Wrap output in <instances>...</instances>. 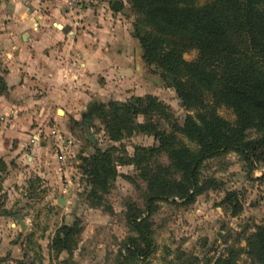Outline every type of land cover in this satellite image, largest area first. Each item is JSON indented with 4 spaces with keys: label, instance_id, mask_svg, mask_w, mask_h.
I'll return each instance as SVG.
<instances>
[{
    "label": "rangeland",
    "instance_id": "obj_1",
    "mask_svg": "<svg viewBox=\"0 0 264 264\" xmlns=\"http://www.w3.org/2000/svg\"><path fill=\"white\" fill-rule=\"evenodd\" d=\"M66 24L73 31L63 36ZM143 26L130 0H0V264H217L228 257L261 264L249 242L264 226V160L246 162L233 151L209 157L193 197L165 194L179 191L186 173L152 128L136 125L153 124L202 151L181 133L196 113L143 58L135 36ZM55 28L57 50L48 43ZM240 37L232 36L247 46L249 38ZM112 43L125 62L106 64ZM83 50L99 53L97 68ZM196 58V51L184 55ZM149 97L161 109L133 116V130L113 141L101 109ZM218 113L235 121L226 107ZM98 150L114 157L106 188L86 168ZM66 226L76 229L71 251L55 245Z\"/></svg>",
    "mask_w": 264,
    "mask_h": 264
},
{
    "label": "trees",
    "instance_id": "obj_2",
    "mask_svg": "<svg viewBox=\"0 0 264 264\" xmlns=\"http://www.w3.org/2000/svg\"><path fill=\"white\" fill-rule=\"evenodd\" d=\"M144 26L136 27L143 58L161 71L162 78L173 88L189 116L181 133L201 147V154L193 153L176 137L159 132L157 127L136 125L156 132L160 149L186 173V182L179 191L165 194L193 197L190 191L199 177L202 162L221 153L233 151L246 162L264 160V0H130ZM241 34L249 43L233 41ZM232 35V36H231ZM242 42V41H241ZM244 44V43H242ZM197 52V58L187 62L184 55ZM210 95L212 102H208ZM111 103L110 111L101 109L102 117L113 141H119L125 130H133V116L152 115L161 109L158 101L149 97L147 104ZM226 107L235 115L229 121L218 113ZM255 131L258 139H249ZM87 172L94 185L105 188L110 177L116 175L112 153L96 151L85 159ZM158 197H160L158 195ZM140 224H136L139 227ZM74 227H63L55 245L71 251ZM151 242V240L149 241ZM250 253L264 264V226L257 228L250 242ZM232 258L219 259L217 264H232Z\"/></svg>",
    "mask_w": 264,
    "mask_h": 264
},
{
    "label": "crops",
    "instance_id": "obj_3",
    "mask_svg": "<svg viewBox=\"0 0 264 264\" xmlns=\"http://www.w3.org/2000/svg\"><path fill=\"white\" fill-rule=\"evenodd\" d=\"M73 31V26L72 25H70V24H66V25H64V28H63V36L64 35H67V34H69V33H71ZM49 33H50V36H48V43L50 44V46H52L53 47V49L54 50H57L58 48H60V46L57 44V42L58 41H56V38L58 39V38H61V35L58 33V31H57V29L55 28V29H50L49 30ZM63 38V37H62ZM61 40V39H60ZM65 40V39H64ZM69 42H71L70 40H69ZM69 42H68V44H69ZM71 43H73V42H71ZM83 44V42L82 41H80V42H74V44H73V46H75L76 48H80V46ZM113 44L114 43H112V45H111V47H109V46H107L108 47V52H106V54H105V60L104 61H106V64L108 63V64H111V63H113V62H115V59H117V61H123L122 60V58H123V56H121V57H118L119 55H122V53H123V51H120V49H119V51L117 52V54H119L118 56L116 55V54H114V53H116L115 51H116V49L114 48V46H113ZM83 56L84 57H86V58H88L89 59V61L90 62H88L87 63V65H90V64H92V66L94 65L95 66V64H96V68H97V64H98V62L97 63H95L94 62V60L95 59H97L100 55H99V53L98 52H93V51H87V53H86V51L85 50H83ZM124 58H126V56L124 57ZM56 59L57 58H50L49 59V61L48 62H51L52 64L51 65H53V63H56ZM62 59V58H61ZM98 60V59H97ZM123 62H125V61H123ZM107 64V65H108ZM60 75H61V78H62V72L60 71ZM54 79H56V77L54 78ZM58 84H54V86L55 87H53V86H51V88H50V90L48 91V92H50L51 91V89L53 90V91H56V86H57Z\"/></svg>",
    "mask_w": 264,
    "mask_h": 264
},
{
    "label": "water",
    "instance_id": "obj_4",
    "mask_svg": "<svg viewBox=\"0 0 264 264\" xmlns=\"http://www.w3.org/2000/svg\"><path fill=\"white\" fill-rule=\"evenodd\" d=\"M121 6H122V3L120 2V1H115V3H114V5H113V8L115 9V10H119L120 8H121ZM89 140L93 143L94 142V140L92 139V136H91V134H90V131H89ZM62 203V202H61Z\"/></svg>",
    "mask_w": 264,
    "mask_h": 264
}]
</instances>
